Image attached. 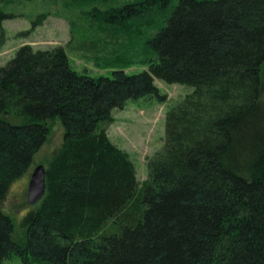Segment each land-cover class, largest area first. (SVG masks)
<instances>
[{
  "label": "trees",
  "instance_id": "obj_1",
  "mask_svg": "<svg viewBox=\"0 0 264 264\" xmlns=\"http://www.w3.org/2000/svg\"><path fill=\"white\" fill-rule=\"evenodd\" d=\"M48 1L96 5L65 48L23 45L0 66V203L46 122L63 128L19 238L0 211V264H264V0ZM12 18L0 9V39ZM66 51L110 74L77 72ZM155 80L192 92L139 182L107 129L127 101L164 100Z\"/></svg>",
  "mask_w": 264,
  "mask_h": 264
},
{
  "label": "rangeland",
  "instance_id": "obj_2",
  "mask_svg": "<svg viewBox=\"0 0 264 264\" xmlns=\"http://www.w3.org/2000/svg\"><path fill=\"white\" fill-rule=\"evenodd\" d=\"M94 5L95 2L67 4L48 0L0 2V9L13 15L12 19L1 23L4 38L0 39V66L14 58L18 48L23 45H30L35 50L65 48L71 37V27L76 35L81 34L85 27L82 13ZM38 19L40 24L33 26ZM66 53L71 67L79 73L85 72L90 77L110 74L109 70L96 68L91 59L68 51ZM146 69L139 64L126 69L125 73L135 74ZM155 85L159 94L165 97L162 102L155 96L129 100L122 110L112 111L113 123L107 129L111 142L133 162L139 182L148 177V159L160 151L164 144L166 113L192 92L190 87L169 85L158 80H155ZM262 87L264 101V81ZM4 118L13 123L20 122L19 118L10 114L4 115ZM46 126L48 136L34 155L31 166L20 179L11 184L0 203V211L12 221L15 239L21 236V220L32 208L27 203L30 175L35 167H46L54 150L59 148L63 140V128L58 118L46 122ZM1 264H21V261L12 257Z\"/></svg>",
  "mask_w": 264,
  "mask_h": 264
},
{
  "label": "water",
  "instance_id": "obj_3",
  "mask_svg": "<svg viewBox=\"0 0 264 264\" xmlns=\"http://www.w3.org/2000/svg\"><path fill=\"white\" fill-rule=\"evenodd\" d=\"M46 181L45 170L42 166L33 169L28 187H27V203L29 206H35L45 194Z\"/></svg>",
  "mask_w": 264,
  "mask_h": 264
}]
</instances>
